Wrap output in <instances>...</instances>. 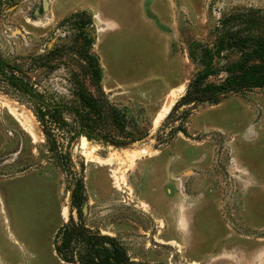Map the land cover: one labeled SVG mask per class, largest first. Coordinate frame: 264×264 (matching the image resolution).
Returning a JSON list of instances; mask_svg holds the SVG:
<instances>
[{"label":"rangeland","instance_id":"374dc122","mask_svg":"<svg viewBox=\"0 0 264 264\" xmlns=\"http://www.w3.org/2000/svg\"><path fill=\"white\" fill-rule=\"evenodd\" d=\"M80 11L91 23L77 29ZM247 11L264 15V0H0V264H62L52 238L77 180L82 223L132 264H264V89L171 105L155 123L221 21ZM81 31L125 145L76 134L77 92L94 91Z\"/></svg>","mask_w":264,"mask_h":264},{"label":"trees","instance_id":"16d2710c","mask_svg":"<svg viewBox=\"0 0 264 264\" xmlns=\"http://www.w3.org/2000/svg\"><path fill=\"white\" fill-rule=\"evenodd\" d=\"M71 19L77 29L91 23L90 16L83 11L74 13ZM219 25L211 47L198 50L195 59L201 69L188 82L184 95L173 104L171 111L179 105L216 104L218 98L231 92L264 89V32L252 31L257 26L264 27V15L256 11L231 14ZM80 35L85 46L81 58L89 68L94 91L84 88L77 92L80 108L72 109L77 118L76 134L96 144L125 145L131 139L124 132L126 114L103 97L99 86L102 78L99 60L87 53L91 39L85 32L81 31ZM231 54L237 55L234 60H229ZM220 61H223L222 65ZM221 72L224 76L218 83L207 80ZM84 202L82 183L77 180L70 192L67 222L55 231L52 238V250L58 260L62 264H132L124 248L114 238L92 232L82 223ZM72 213L76 215L75 220Z\"/></svg>","mask_w":264,"mask_h":264},{"label":"bare ground","instance_id":"6f19581e","mask_svg":"<svg viewBox=\"0 0 264 264\" xmlns=\"http://www.w3.org/2000/svg\"><path fill=\"white\" fill-rule=\"evenodd\" d=\"M173 101H171L168 105L164 106L161 111L159 112V114L157 115V117L155 118V123L157 124L162 118L164 115H166V113L168 112L169 108H171V105Z\"/></svg>","mask_w":264,"mask_h":264},{"label":"water","instance_id":"95a60500","mask_svg":"<svg viewBox=\"0 0 264 264\" xmlns=\"http://www.w3.org/2000/svg\"><path fill=\"white\" fill-rule=\"evenodd\" d=\"M34 100L38 104H40V105H42V106H44V107H46L48 109H57V108H59V106H57V105H49V104H46L45 102H43V101H41V100H39L38 98H35V97H34Z\"/></svg>","mask_w":264,"mask_h":264}]
</instances>
